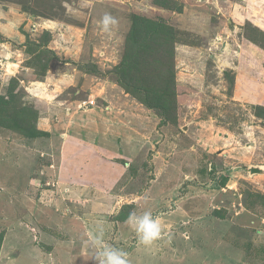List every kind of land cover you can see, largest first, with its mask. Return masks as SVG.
<instances>
[{
    "label": "rangeland",
    "instance_id": "rangeland-1",
    "mask_svg": "<svg viewBox=\"0 0 264 264\" xmlns=\"http://www.w3.org/2000/svg\"><path fill=\"white\" fill-rule=\"evenodd\" d=\"M149 28L166 125L122 85ZM0 99L48 133L0 128V264H96L97 222L130 264H264V0H0Z\"/></svg>",
    "mask_w": 264,
    "mask_h": 264
},
{
    "label": "trees",
    "instance_id": "trees-1",
    "mask_svg": "<svg viewBox=\"0 0 264 264\" xmlns=\"http://www.w3.org/2000/svg\"><path fill=\"white\" fill-rule=\"evenodd\" d=\"M141 20H144V19H141ZM157 33H158L157 31H153L151 28L148 29V34L146 36V39L144 38V41L141 42L140 45L138 46L140 50L138 52L139 56L135 58L137 59L136 64L130 65L136 72H139V74H137L138 76L137 83L129 82L128 84H126L122 82V85L131 94L136 96L137 99L142 101L146 107L150 108L151 110L157 111L163 118L162 125H166L171 122V114L169 111L170 106L160 105L158 104V101H155L153 103L151 102V99L149 98L150 94L154 90V85L158 84L161 81H163L164 86L168 84L167 81H165L163 78V75L166 71L165 65L160 64L159 60L156 57H154V55L152 57L151 55L147 54V48H145V44H149L148 40L155 37L154 35H156ZM29 44L30 42L26 43L27 54L36 56L37 51L39 50V48L42 47V45L37 46L36 44H34L30 46ZM44 71H42V74H44ZM140 76L143 79L145 78V80H143ZM143 82H146L148 86L142 87ZM12 104L13 103H11V105ZM6 105H9V102L6 101L5 99H0V107L6 106ZM37 121H38V113L36 111H34L33 109L29 107H22L16 110L15 114L12 117H8V118L0 117V128L22 132V134L24 135L33 136V137L47 135L48 133L40 132L37 129V126H36ZM221 182H222L221 183L222 185L219 189L225 187V185L228 182V177H224ZM217 214L220 215V212L219 213L217 212ZM1 238L3 240V237H0V249L2 245Z\"/></svg>",
    "mask_w": 264,
    "mask_h": 264
},
{
    "label": "clouds",
    "instance_id": "clouds-1",
    "mask_svg": "<svg viewBox=\"0 0 264 264\" xmlns=\"http://www.w3.org/2000/svg\"><path fill=\"white\" fill-rule=\"evenodd\" d=\"M117 23L110 14H105L102 18V30L108 32L111 26ZM126 223L134 231L140 245L149 247L162 237V223L158 216H153L150 210L137 214L131 212ZM102 222H97L95 228L89 234V242L96 250L94 259L96 264H130L128 253L122 248H117L108 244L104 239V228Z\"/></svg>",
    "mask_w": 264,
    "mask_h": 264
},
{
    "label": "crops",
    "instance_id": "crops-1",
    "mask_svg": "<svg viewBox=\"0 0 264 264\" xmlns=\"http://www.w3.org/2000/svg\"><path fill=\"white\" fill-rule=\"evenodd\" d=\"M4 30H5V32L8 34V30H6V27H4ZM11 37V36H10ZM9 37V38H10ZM20 52V51H19ZM11 66V65H10ZM9 67V66H8ZM10 69V68H9ZM67 168H69V169H67ZM69 170V172L67 173L68 174V177H70L69 178V181H71V182H76V181H74L76 178L72 175V173H71V169H70V167H66V171H68ZM96 173V172H95ZM8 174V175H7ZM3 175H7L6 177H8V176H10V175H12V173H10L9 171H5V173L3 174ZM6 181H8V179L6 180ZM107 183L108 182H110V179H106L105 180ZM10 182H11V180H10ZM10 182H9V184H10ZM103 182V181H102ZM81 182L79 181L78 182V184L76 185V186H73V185H69V187H73L74 189H79V184H80ZM109 184V183H108ZM7 185V184H6ZM62 185H64V184H62ZM65 187H67V186H65ZM10 188H13V187H10ZM15 188V187H14ZM155 244H153V245H151V246H149V247H153V246H155L156 248H157V246H158V241H156V242H154ZM149 247H147V248H149ZM157 250V249H156Z\"/></svg>",
    "mask_w": 264,
    "mask_h": 264
},
{
    "label": "built area",
    "instance_id": "built-area-1",
    "mask_svg": "<svg viewBox=\"0 0 264 264\" xmlns=\"http://www.w3.org/2000/svg\"><path fill=\"white\" fill-rule=\"evenodd\" d=\"M90 104H91V105H94V102L92 101Z\"/></svg>",
    "mask_w": 264,
    "mask_h": 264
},
{
    "label": "water",
    "instance_id": "water-1",
    "mask_svg": "<svg viewBox=\"0 0 264 264\" xmlns=\"http://www.w3.org/2000/svg\"><path fill=\"white\" fill-rule=\"evenodd\" d=\"M257 172H258V170H257ZM260 172V171H259Z\"/></svg>",
    "mask_w": 264,
    "mask_h": 264
}]
</instances>
